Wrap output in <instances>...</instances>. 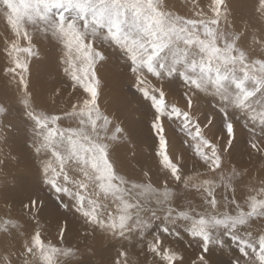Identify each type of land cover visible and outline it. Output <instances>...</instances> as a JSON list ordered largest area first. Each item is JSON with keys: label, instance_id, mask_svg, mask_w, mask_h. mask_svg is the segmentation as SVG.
Returning a JSON list of instances; mask_svg holds the SVG:
<instances>
[{"label": "snow or ice", "instance_id": "obj_1", "mask_svg": "<svg viewBox=\"0 0 264 264\" xmlns=\"http://www.w3.org/2000/svg\"><path fill=\"white\" fill-rule=\"evenodd\" d=\"M243 8L238 13L232 0H210L207 9L193 2L192 15H185L165 0H0L11 33L4 40L7 64L0 67L8 86L0 97V145L7 146L4 118L19 109L40 183L63 210L59 244H68L70 221L80 222L72 234L79 243L58 247L43 238L41 196L33 192L11 200L10 208L19 203L21 209L15 219L0 220L5 264H81L80 256L92 255L97 240L131 244L133 236L144 240L157 222L166 235L182 224L200 244L193 264H209L207 253L223 246L222 236L239 248L232 264H264V0H247ZM43 44L59 47L65 76L48 99L76 100L62 114L39 101L30 79ZM109 49L126 56L128 85L150 106L157 171L163 176L154 178L143 168L137 177L121 174L117 149L132 144L129 130L116 111L102 110L99 102L104 82L98 72ZM174 79L179 89L172 88ZM173 95H180L186 110L168 102ZM201 97L212 98L203 122L197 115ZM217 115L223 120L219 137ZM165 117L183 133L192 171L182 153L169 155ZM65 119L76 126H61ZM244 129L246 148L234 151L238 130ZM131 151L132 157L124 154L129 164L137 156L134 145ZM0 157V165L16 158L2 151ZM26 220L34 227L27 228ZM145 242L146 251L118 247L115 258L96 264H184L183 254L160 234Z\"/></svg>", "mask_w": 264, "mask_h": 264}, {"label": "rangeland", "instance_id": "obj_2", "mask_svg": "<svg viewBox=\"0 0 264 264\" xmlns=\"http://www.w3.org/2000/svg\"><path fill=\"white\" fill-rule=\"evenodd\" d=\"M192 2L199 3L200 7L207 9L208 4L210 3V0H206V1L205 0L204 1L203 0H198V1L197 0H165V3H167L170 7H173L175 10L179 9L178 11L181 14H185V15H192V13L189 12V10H186V9H191ZM232 3H233V7L237 9V12L242 13L244 12V8L242 7L244 4L247 3V0H232ZM176 6L179 8L176 9ZM187 11L189 13H187ZM10 36H11V33H10V30L7 28L6 18L4 17L3 13L0 12V67H3L4 65L7 64V54L4 51V40ZM250 43L251 41L249 40V44ZM53 44H43L42 58L40 62L35 64V66L32 68L30 79L32 80L33 87L36 93L38 94L39 101L42 104H46L49 110H56L58 114H62L60 110L66 108L68 106L69 101H71L72 103H75L76 100L74 99V97H69L67 95H65L63 98H60V97L56 98L55 103H53L52 100L48 99L49 94L51 93L53 87L59 81L65 79V76L63 73V65L59 63V58L61 55L59 51V47L53 46ZM37 46L40 47L41 45L38 44ZM122 54L123 53L119 51H112L111 49L107 50L106 52L107 60L104 62L103 67L100 68L98 72L99 77L102 78L104 82L103 93L101 95L99 102L102 106V110L108 109L114 112L116 111L117 115L124 121L125 125L128 127V130H129V138L132 144L123 145V146L118 147L117 149V153L123 163L121 174L133 175L134 177H137L141 175L140 169L143 168L144 170L151 169L149 171V175L153 176L154 178H157L159 176H163L164 173L163 171H159V172L157 171L158 158H155V148L157 145L155 142V138L153 134L151 133V128H150V121L152 119V113L150 111L149 104L143 101L139 93L135 94V92L133 91L134 89L132 87H131L132 90L131 88H129L130 86L128 85L129 81L127 79V74H128L129 67H130V62L128 61L126 56ZM256 55H259L258 50L256 52ZM108 60H110V62ZM1 76L2 74H0V97L4 96V94L7 92V89H8L7 82L1 79ZM121 78L123 79L121 80ZM151 79L154 80V78H151ZM113 80L115 83H113ZM108 82L110 86L106 84ZM179 87H180V81L178 79H174V81L172 82V88L176 90V89H179ZM116 90L117 91L121 90V92L125 91L126 96L131 97V100L134 101V104H135V108L131 106V110L132 108H134L133 110L137 111V113H132L131 115V113L125 110L126 104L124 103V100L122 101L123 103L119 101L121 95H119V93L115 94L114 91L116 92ZM181 92H182V89H181ZM166 99L168 100L170 104H176L177 107L184 108L186 110L185 108L186 102L180 97V95H173V96L167 97ZM211 103H212L211 97H201L199 101L200 111L197 113L201 122H203V113L210 110ZM236 117H237V113H235V115L234 113L231 114V118L233 120H235ZM165 121H166L165 123L166 135L169 140V149H168L169 155L172 157H177L182 153L184 160L187 162V164L190 167L189 170L192 171L191 167H192L193 157H192L191 152L186 151L184 149L183 133L179 131L175 121L169 122L167 121L166 117H165ZM240 122L242 125V122H243L242 118ZM3 123H4L5 131H6L7 146L0 145V151H2L3 153L11 152L13 156L16 158L12 160H7L4 165H0V207H3L4 205H8L9 207L12 203L11 200L19 202L22 198H24L26 194L35 192L41 196V198L44 200V204L46 205V207L44 206L43 209L41 210L45 209L48 211L50 215L54 214L57 217H59V219L61 220L60 212H62L63 210L60 209L59 207L60 203L56 200L57 198H54L55 200L53 199V194L49 192L46 187H44L43 185L41 186L40 181L38 180V174L36 171L37 162L33 159V153L31 149L28 147V142L30 141H28V135L24 127V118L22 116L21 111L19 109L13 110L10 114H8L4 118ZM10 123L14 125V127L11 130L7 128V125ZM214 125L217 130L216 135L217 137H219V131L223 129V120L221 116L217 115L215 117ZM61 126L74 127L76 126V122L73 120L65 119L61 122ZM202 126H203V123H202ZM238 131L240 132V138L235 142L236 148L234 149V151L238 152L240 150L242 152L246 148V145H247V135L245 134L247 130L244 129L242 131L240 130ZM206 135L210 136L211 134L206 132ZM133 145L135 146L137 156L134 157L133 160L131 161V164H129L128 161L124 160V154L127 153L128 157H132L131 149L133 148ZM243 159L245 163H250L246 155L243 157ZM133 165L135 167H133ZM225 165L228 168L231 167V164L228 159H225ZM254 167L259 168V163H255ZM74 175L79 176L78 173H74ZM253 175H257V173L254 171ZM22 176L25 178V180L21 178ZM32 176H33V179H31ZM17 179H21L22 183L18 187H14L12 189L11 188L13 187L12 182H16ZM29 179L31 180L29 181ZM145 182H146V179H145ZM189 198L192 199V197H189ZM5 200H8V202L6 203ZM25 202H27V200H25ZM180 203L183 204L184 200L181 199ZM194 203H199L198 197L194 198ZM15 207L20 208V204L17 203ZM5 214L6 216H4ZM5 214L2 215L0 213V217H1L0 220L16 218L13 215H11L10 212H5ZM73 220H76V219L73 218L72 221ZM41 224H43L44 226L43 233H42L43 238L45 239V241L51 240L48 237V234H51L49 231L50 230L49 226H47L46 223L41 222ZM31 226L34 227V225L32 224ZM180 230H181L182 237H184L183 238L184 240L178 243L179 247L176 250H182V252H185L186 254L188 251H191L193 255L197 257L201 252L200 244L197 243L193 238H192V241L191 239H189V244H188L185 231H183L182 228ZM73 231H74V228H71L69 231L70 238L73 237L72 235L74 234L72 233ZM159 231L160 230H158V232ZM155 234L152 233V236ZM0 235H2V233H0ZM53 237L57 238L56 236H53ZM148 237H151V235H148ZM173 237L174 239L179 238L173 235V236H170L169 239H173ZM182 237H180V239ZM221 238H225V239H222L223 244L228 243L229 241L231 242V245H229L228 249H226L229 251L228 255L229 256L236 255V257H239L240 256L239 248L236 244L232 242V240H230V237L222 236ZM56 245L58 247H63V246H60L58 243H56ZM106 245L108 246L112 245V247L109 248L108 251H106L107 253L105 252V254H101L100 256H97L98 261L109 260L111 258L116 257L118 247H115V245L113 244L111 240L109 241V243L103 242L99 244L98 246H96L97 253L101 251L100 247L102 246L105 247ZM138 246L135 245L134 247L137 250L146 251V248H144L143 244H140ZM217 248L220 251H224L222 250L223 249L222 247L220 248L217 246ZM94 253L92 255H84V256L92 257ZM59 259L63 261L66 258L60 257ZM0 262H2L1 257H0ZM227 262L228 261L226 260H222V261L217 262L216 264L218 263L219 264L220 263L229 264Z\"/></svg>", "mask_w": 264, "mask_h": 264}, {"label": "bare ground", "instance_id": "obj_3", "mask_svg": "<svg viewBox=\"0 0 264 264\" xmlns=\"http://www.w3.org/2000/svg\"><path fill=\"white\" fill-rule=\"evenodd\" d=\"M198 1V0H197ZM204 1V0H203ZM206 1V0H205ZM193 3V2H192ZM199 4V3H198ZM204 7V6H203ZM206 7V6H205ZM177 8H179V7H177L176 6V9ZM243 8V7H242ZM184 9H186V8H184ZM179 10V9H178ZM186 10H189V9H186ZM190 12V11H189ZM188 11H187V13H189ZM185 13V12H184ZM3 28V27H2ZM6 53V52H5ZM123 55V54H122ZM109 58H111V57H109ZM6 61V60H5ZM109 62H110V60H108ZM114 77V76H113ZM1 79H3L4 81H6V78L2 75L1 76ZM123 78H121V80H122ZM112 80V79H111ZM41 82V81H40ZM113 83H115L114 82V80H113ZM117 83V82H116ZM106 84H108V86H110V84H109V82L108 83H106ZM36 88H37V86H36ZM129 88H131V87H129ZM49 90V89H48ZM131 90H132V88H131ZM42 91V90H41ZM134 92H135V94H138L137 92H136V90L134 89L133 90ZM50 92V91H49ZM48 92V93H49ZM114 93L115 94H117V93H119V95H121V97H120V102H122L123 100H124V103L126 104V107H125V110H127L129 113H131V115H132V113H137V111H135V110H133L134 108H135V104H134V101H132L131 100V97L130 96H126V93H125V91L124 92H121V90H119V91H117L116 90V92L114 91ZM41 95V94H40ZM140 95V94H139ZM118 96V95H117ZM58 98V97H57ZM122 98V99H121ZM123 103V102H122ZM131 106L132 107H134V108H132V110H131ZM127 112V113H128ZM138 115V114H137ZM234 115H235V113H234ZM238 115V114H237ZM237 118V117H236ZM235 118V119H236ZM134 121V120H133ZM243 123V122H242ZM172 146V145H171ZM189 160V159H188ZM188 165V164H187ZM192 168V167H191ZM190 169V167H189V165H188V170ZM36 171H37V169H36ZM190 171V170H189ZM37 174H38V180L40 181V176H39V173L37 172ZM131 174V173H130ZM133 176V175H132ZM23 180H25V178L22 176L21 177ZM31 179H33V176L31 177ZM31 179H29V181L31 180ZM146 179V178H145ZM22 183V181H21V179H17V181L16 182H12V186L13 187H11L12 189L14 188V187H18L20 184ZM34 184H35V182H34ZM41 184V183H40ZM41 186H42V184H41ZM53 194V193H52ZM5 197V196H4ZM54 198H56V196L53 194V199ZM65 200L67 199L66 197L64 198ZM55 200V199H54ZM57 200V199H56ZM51 201V200H50ZM57 202V201H56ZM59 202V201H58ZM57 202V203H58ZM53 203V202H52ZM60 203V202H59ZM58 203V204H59ZM55 205V204H54ZM44 206L46 207V205L44 204ZM1 209H0V211H2V212H0L2 215H4L5 214V212H10V214L11 215H13L14 217H18L19 215H20V209H21V206H20V208L19 207H15V209L13 210L12 208H10V206L8 207V205H4L3 207H0ZM52 214V213H51ZM4 216H6V214L4 215ZM39 216H40V220H41V222L42 223H46V225L47 226H49V231H50V233L51 234H48V237H49V239H51V240H53L54 242H56V243H58L59 244V235H58V231H57V229H58V226H59V224H60V222H61V220L59 219V217H57L56 215H50L49 213H48V211L47 210H41L40 211V213H39ZM1 218V217H0ZM7 219V218H6ZM4 220V219H3ZM21 223H23V221H20ZM25 223H26V227L27 228H31L32 226H31V222L30 221H25ZM33 223H34V221H33ZM71 228H74V231L72 232V233H75V231L78 229V228H80V222L78 221V220H71L70 221V225H69V231H70V229ZM183 229V231H185V234H186V236H187V240H188V244H189V239H191V241H192V237H190L189 235H188V233H187V231L183 228V225L181 224V225H178L177 226V228L176 229H174L173 230V233H170V234H164V233H162L161 232V229H160V226H159V222H157V224L156 225H153V227L151 228V229H149V231L147 232V233H145V235H144V240H141L138 236H133V238H132V242H131V244H129V243H127V242H123V241H120V242H117V241H115V240H111L112 242H113V244L115 245V247H123V248H131L132 250H133V252L134 253H137V252H139L140 250H137L134 246L136 245V246H138V245H140V244H143V246H144V248H146L147 249V245H146V240H148V239H151V237H152V233H157V234H160L162 237H164L165 238V243L168 245V247H170V248H172L173 250H176L178 247H179V242L181 241L182 242V240H184L183 238L184 237H182V234H181V230L180 229ZM158 230H160L159 232H158ZM156 231V232H155ZM175 233H177V234H175ZM148 235H151V237H148ZM173 235H175V236H177V237H179L178 239H174V237H173V239H169L170 238V236H173ZM53 236H56L57 238H54ZM180 237H182L181 239H180ZM221 239H225V238H221ZM67 240H68V244H65V245H61V244H59L60 246H63V247H65V246H68V245H77L79 242L76 240V238L73 236L72 238H70L69 236L67 237ZM186 240V239H185ZM231 240V239H230ZM109 241L110 240H97V242H96V245H95V253H94V255L92 256V257H88V256H80V258H81V264H96V262H98V259H97V256H100L101 254H105V252L106 251H108V249L109 248H111L112 247V245H106L105 247L104 246H102V247H100L101 248V251L99 252V253H97V251H96V246H98L99 244H101V243H106V242H108L109 243ZM140 243V244H139ZM184 243H186V242H184ZM193 243H194V241H193ZM192 243V244H193ZM197 245V244H196ZM229 245H231V242L229 241L228 243H225V244H223V246H222V250H224V251H220V250H218V248H217V246H212V247H210V251H209V253H207V258L209 259V264H216L217 262H219V261H222V260H226V261H228L227 263H229V264H232V261L233 260H235L237 257H236V255L235 256H229L228 255V253H229V251L228 250H226V249H228V246ZM81 247H83V245H80ZM218 247H220L221 248V246H218ZM227 247V248H226ZM183 248H185V247H183ZM235 248V247H234ZM116 250V249H115ZM238 250V249H237ZM177 251H179V252H181L182 254H183V256H184V264H193V261H194V259H196V257L193 255V253L191 252V251H188L187 252V254L185 253V252H182V250H177ZM107 253V252H106ZM240 253V252H239ZM238 256V255H237ZM149 259H151V257H149ZM1 260H2V262H0V264H5V262L3 261V259H2V257H1ZM65 260V259H64ZM219 264V263H218ZM221 264V263H220Z\"/></svg>", "mask_w": 264, "mask_h": 264}]
</instances>
